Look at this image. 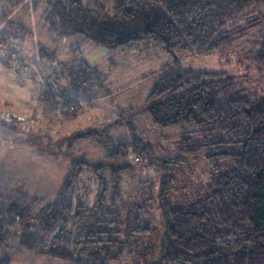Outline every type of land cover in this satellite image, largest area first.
Instances as JSON below:
<instances>
[{"label":"trees","instance_id":"16d2710c","mask_svg":"<svg viewBox=\"0 0 264 264\" xmlns=\"http://www.w3.org/2000/svg\"><path fill=\"white\" fill-rule=\"evenodd\" d=\"M109 1L108 7L102 0H87L85 4L83 0H0V51L16 49L18 64L26 65L20 44L33 37L28 22L33 19L23 14L35 12L37 22L56 39L83 36L106 42L104 36L110 34L111 38L117 36L118 41L109 44L120 49L141 42L165 47L174 60L154 74L157 79L153 77L145 101L153 124L162 128L194 127L195 132L215 138L203 145L185 139L179 149L182 157L158 161L162 177L157 197L163 238L160 258L152 264H264V97L250 100L239 96L234 90V78L226 73L188 70L182 64L187 57L226 53L246 41L244 44L257 53L252 64L264 69V0ZM38 48V55L51 61L47 47L39 43ZM70 50L81 56V47ZM3 65L10 66L6 61ZM81 65L78 70L59 75L56 72L45 78L33 117L38 113L56 115L63 121L79 117L84 102L71 90L85 87L97 75L86 61L81 60ZM9 116L13 121L0 123V142L14 140L26 131L22 129L24 120ZM132 134V143H106V154L97 163L74 159L58 198L35 216L23 209L18 212L20 208L15 204L11 209L0 210V232L18 212L19 246L25 251L65 261L81 257L79 252L86 262L105 264L114 258L104 256L107 244L118 242L115 252L127 260L126 256L132 253L130 245L136 242L130 238L150 234V226H141L137 218L135 228L121 233L100 228L101 224L122 226L119 211L112 221L97 218H105L119 206L122 178L133 169L129 163L130 147L142 145L147 150L133 129ZM97 135L98 132H90L77 138L94 139ZM221 136L229 140H219ZM227 144L241 145L242 151L207 156L214 171L226 168L211 178L207 188L210 193L169 201V194L176 189L172 166L187 164L185 158L196 160L207 146L219 145L222 149ZM87 174L92 178L79 185ZM91 179L97 186L92 201L89 195L93 191L84 185ZM109 191L111 196L107 199ZM125 207L117 209L121 213H147L137 199L128 198ZM117 233L120 241L97 237ZM47 234L52 236L49 241L44 239ZM10 263L11 258H0V264Z\"/></svg>","mask_w":264,"mask_h":264},{"label":"rangeland","instance_id":"374dc122","mask_svg":"<svg viewBox=\"0 0 264 264\" xmlns=\"http://www.w3.org/2000/svg\"><path fill=\"white\" fill-rule=\"evenodd\" d=\"M93 1L96 0H90ZM86 2L87 0H83L84 4ZM102 2L110 6L109 0ZM37 13L23 14V17L29 16L33 19L28 21L33 37L20 44L27 66L18 64L15 51L6 52V49L0 51V112L24 120L22 129L26 130L14 140L0 142V206L7 210L13 208L15 204L18 209L20 208L18 212L23 209L35 216L36 212L58 198L65 175L74 159H84L90 163L101 161L109 146L106 143H132L133 129L136 136L148 147L147 150L142 145L130 147L129 163L133 169L126 172L122 178L120 186L122 197L118 202L123 209L126 208L128 198L137 199L139 205L145 206L147 213L139 215L138 212L132 214L131 211L121 213L117 209L119 207L117 204L113 208L114 213L106 215L105 218L99 216L97 219L112 221L116 219L114 215L119 214L122 226L101 224L100 228L121 233L134 227L137 218L141 226L148 225L151 228L150 234L130 238L136 242L132 245L127 243L132 248V253L126 256L125 261L122 260L121 254H116L118 242L107 244L104 256L112 255L114 258L105 264H152L160 258L163 238L162 217L157 197L162 177L158 161L182 157L179 149L185 139L203 145L206 140L210 143L215 136L206 137L204 133L195 132L194 127L162 128L153 124L146 111L145 101L153 77L157 79V75L154 74L174 60L173 55L165 47L141 42L138 46L120 49L109 44L118 41L117 36L111 38L110 34L104 36L106 42H99L93 37L85 39L83 36L56 39L37 22L35 19ZM241 42L243 46L237 45L226 53L193 56L183 67L193 71L224 72L234 78V90L237 95L250 100L260 99L264 97V69H257L252 64L253 55L257 53H253V50L244 44L246 41ZM39 43L47 47V53L53 57L51 61L38 55ZM77 46L82 49L80 57L70 50L71 47ZM188 58L191 57L185 59ZM81 60L92 66L97 75L93 76L85 87L82 85L79 89L73 87L74 91L71 90L84 102L79 117L72 121H63L56 115L41 118L35 116V120L30 122L37 105L36 99L44 88L45 78L56 72L59 75L71 69L78 70L82 68ZM5 61L10 66L3 65ZM69 82L71 83L67 84L70 88L72 81ZM90 132H98L99 135L94 139L77 138L80 134ZM219 140L228 141L229 138L221 136ZM219 147L207 146L196 160L185 158L187 164L172 166L176 189L169 194V201H181L210 193L207 188L211 178L217 173H224L226 168L220 167V171H214L208 164L207 156L221 151L226 153L242 151L241 145L227 144L222 146V149ZM107 175L108 173H105L106 178ZM90 178L92 175L87 174L79 185ZM25 183L29 185V191L25 188ZM84 185H87L86 190L93 191L89 195L92 201L96 194V183L91 179L84 182ZM110 194L109 191L107 199ZM84 201L87 202V197ZM18 212L12 217L10 225L0 232L2 252L0 258H11L10 264H96L84 261V254L79 252L78 255L81 257L65 261L21 249ZM119 236L117 233L97 237L120 241ZM51 237L47 234L44 239L49 241Z\"/></svg>","mask_w":264,"mask_h":264},{"label":"crops","instance_id":"0c3cea01","mask_svg":"<svg viewBox=\"0 0 264 264\" xmlns=\"http://www.w3.org/2000/svg\"><path fill=\"white\" fill-rule=\"evenodd\" d=\"M192 58H193V57L183 60V61H182L183 66H184L185 63H188L189 61H191ZM34 114H35V112L33 111V116H34ZM37 116H38V118H41V117H43V114L38 113ZM31 120H32V122H33V121L35 120V117H32ZM25 188L27 189V191H29V185H28L27 183H25ZM2 209H3V208H2V205H1V206H0V210H2Z\"/></svg>","mask_w":264,"mask_h":264},{"label":"built area","instance_id":"2783aa9c","mask_svg":"<svg viewBox=\"0 0 264 264\" xmlns=\"http://www.w3.org/2000/svg\"><path fill=\"white\" fill-rule=\"evenodd\" d=\"M7 51H10V52L15 51V53H17V52H16V51H17L16 49L7 50ZM7 51H6V52H7ZM16 119H17V118H16ZM3 121H13V119H11L10 116L7 115L6 113L1 112V113H0V123L3 122Z\"/></svg>","mask_w":264,"mask_h":264}]
</instances>
